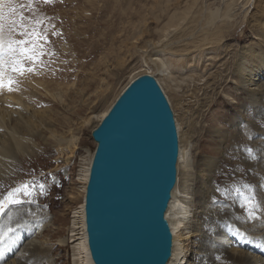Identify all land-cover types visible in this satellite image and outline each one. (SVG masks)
Masks as SVG:
<instances>
[{
  "label": "rangeland",
  "instance_id": "obj_1",
  "mask_svg": "<svg viewBox=\"0 0 264 264\" xmlns=\"http://www.w3.org/2000/svg\"><path fill=\"white\" fill-rule=\"evenodd\" d=\"M2 1L0 40L4 49L0 58L4 66L11 67L9 81H12L14 90L22 93L25 102L32 110L41 112L45 120L38 127V134L27 140L31 148L29 153L21 157L18 155L14 161L8 159L11 165L0 175V201L6 200L10 192L21 189L15 193V203H5L0 213V230L10 228L5 223L13 210L30 209L25 213H31L33 209L41 210L47 213V218L34 226L29 220L11 226V232H7L0 249L12 245L14 250L17 247L15 242L12 243L15 232L21 228L20 233L23 227L28 226L27 233H32L30 240H36L40 245L44 243L43 247L52 251L49 260L42 264H75L70 244L73 221L80 225L81 205L85 198L82 174L97 146L92 132L101 123L92 116L112 107L129 82L139 73L147 71L159 81L176 122L177 113L183 116L178 103L185 89H194L201 97L206 93L204 86L212 75L221 79L228 76L227 82H224L225 79L221 82L217 90L219 95H215L212 107L196 122L191 154L194 170L191 210L194 214L197 209L195 202L198 199L194 193L202 188L203 182L211 181L217 198L207 206V212H214L218 206H229L228 197L235 198L243 211L241 204L245 195L254 196L258 204L256 212H260L259 193L264 191V169L261 168L264 157L259 159L262 149H256L255 145L264 141V104L262 112L256 113L257 108L249 102L250 96L240 89L235 71L238 55L247 53L246 66L256 69L258 86L264 90V28L256 27L260 21L264 23V11L256 7L260 0H250L247 5H244L247 0H239L230 11L227 8L230 0ZM212 12L218 16L211 26L208 21ZM225 15L231 17H227L231 19L230 28L222 25ZM219 30L223 31L220 43L209 49H196L193 55L178 52L177 49H183L180 44L172 45L173 50L166 49L168 53L158 56L161 69L151 62L155 56L149 58L143 52L146 42L162 47L190 36L191 39L198 38L196 36L204 32ZM39 34L44 38L37 40ZM20 40L30 41L23 45L30 49L32 42L42 45L36 49L41 54L35 59H28L18 51L10 52L8 44L11 42L16 47L15 42ZM21 66L23 71L15 70ZM191 105L196 110L198 99L192 98ZM249 124L257 131L248 134V141L247 137H243V131ZM52 133L72 143L59 145ZM244 140L248 148L244 146ZM25 185L27 190H24ZM202 218L201 215L199 218L192 217L188 222L191 228L179 241L183 250L181 257L185 256L184 264H202L203 255L200 254H206L203 249L204 231L199 232V236L189 234L190 230L193 231L195 219ZM225 230L232 242L229 251L231 247L239 248L240 245V248L245 247V251L264 259L263 243L254 241L255 238L240 227L229 225L225 226ZM217 241L216 238L209 245V251L214 250L212 245H216ZM249 245L252 249L247 248ZM18 251L15 255L11 254L10 259L7 257L6 262L21 263L23 252ZM4 262L1 261V264Z\"/></svg>",
  "mask_w": 264,
  "mask_h": 264
},
{
  "label": "bare ground",
  "instance_id": "obj_2",
  "mask_svg": "<svg viewBox=\"0 0 264 264\" xmlns=\"http://www.w3.org/2000/svg\"><path fill=\"white\" fill-rule=\"evenodd\" d=\"M238 1L239 0H230V2L227 4L228 11H230L231 7L236 5ZM249 2L250 0H247L244 3V5L249 4ZM261 2L262 0L258 1L256 3V7H261V10L264 11V2L261 6H259ZM210 16L211 17L209 18L208 24L212 26L215 24L218 15H215V12H212ZM227 17L231 18L228 15ZM227 17L225 15L222 25L225 28H230L231 19H228ZM256 27L262 30L264 28V23H261L260 21V23H257ZM196 37L198 38L191 39L192 36H190L189 39L180 40L174 43L167 44L162 47L160 44L146 42L144 44L143 52L147 53L146 56L149 58L155 56V59L151 58V62H153V64L160 67L161 69V63H160L161 60L159 59L158 56H160V54L163 52L168 53L167 50L169 51L170 49L173 50L172 47L174 46V44L175 45L180 44L179 47L180 48L183 47V49H180V50L177 49L178 52L186 53V55L187 54L193 55L192 53L195 52L196 49L205 50V49H209L213 47L214 45L220 43L223 40V31L222 30H219L216 32L207 31ZM180 42L184 44L181 45ZM0 43L4 45V43L1 40H0ZM1 52L2 51H0V54ZM195 54L196 53H194V55ZM238 56L239 58L237 57L238 61H237V66H235V71H236V75L239 77L240 89L245 91L250 96L251 99L249 98L250 99L249 102H251L257 108L256 109L257 111L255 110L254 111L256 113H261L263 104H264V90H262L258 86V80H257L258 73H256V69L254 67L246 66L247 64L246 62L248 60L247 53L242 52V54ZM2 60L0 58V80L3 81V86L0 87V99H1L0 100L1 102L0 103L1 105L0 106V175L7 166L10 167L11 161L9 163L8 159L14 161V159H16L18 155L21 157L29 153L28 151H30L31 148H29L28 146L29 142L27 140H31L33 137H35L38 134V129H39L38 127L42 126L45 120L43 118L44 115L43 114L41 115V112L32 110L30 105H28L25 102L24 100L25 97H23L22 93L14 90L12 85L8 84V81L10 80V77H11V67L4 66ZM216 61L217 60H215L214 62ZM229 70L230 69L228 68V71ZM145 74L152 75L153 73L148 72V71L144 73H139L129 82V84L132 81H134L136 78L142 75H145ZM212 76L214 77V75ZM213 77L211 78V80L207 81V83L205 84L204 87H206L205 89L206 93H203V96L201 97L198 96L196 90L194 89L193 91L185 89L184 93L179 97L178 104L181 105V107L180 106L179 107H180V111L182 110L183 116L177 113L176 123L178 126L177 128L179 130L178 132L180 135L179 143L181 142V148H180V155H179V160L177 164L178 182H177L175 189L173 190L172 200L170 202L168 211L166 213V217L170 223L171 229L174 234V242H173L174 249H173L172 257L170 261L168 262V264L186 263L184 261L185 256H183L184 258L181 257L183 254V250L180 248L181 246L179 244V241L181 238H183V235L187 234L185 232L191 228L190 227L191 223H188V222L192 220V217L199 218L200 215L203 217L202 220L195 219L194 225L192 226L193 231L190 230L189 234H192L191 236H197V235L199 236V232L201 233L202 230L204 231L203 249L206 251V254L205 253L200 254V255H203V258L200 260L202 264H264V259L261 258V256L259 257L258 254L253 255V253L245 251L244 246H243L244 248H240V245H238L239 248L231 247V251H229L228 249H230L229 246H231L232 242L228 240L230 235L225 230V226H229V225H233V227L235 228L240 227L244 229L246 233H248L253 238H255L253 239L254 241L263 243L262 246H264V191H261V193H259L261 194L260 196V200H261L260 202L262 204L261 210L259 213L256 212L255 219H250L248 217L247 209L242 207L244 214L247 213V215H244L243 211L240 210L241 208H239L237 201L235 200V198H232V197L227 198L229 199L228 200L229 206H226V207L218 206L214 212L212 211L207 212L205 209H207V206L212 204L215 201V199L217 198V195L213 191L214 188L212 189L211 184L213 183H211V181L209 183L203 182L202 188L198 189L199 191L198 192L196 191L197 193H194L198 199L195 202V207L197 208L196 209L197 211L195 210V213L192 214L193 211L191 210V207H192L193 201H192L191 196L193 195V190H192L193 183L192 182H193V177H194L192 176V172L194 170H192L191 154L194 148L193 142L195 140L196 126L198 125L196 124V122L199 121V118L203 116L204 112H206L210 107H212V105L214 104L215 95H219L217 94L218 93L217 90L220 87L221 82H223V79H225L224 82L225 81L227 82L226 77L228 76H226L223 79L219 78L218 76H215L214 78ZM129 84L127 85V87L129 86ZM127 87H125L124 90ZM192 98L198 99L199 106L196 108V110L191 108V106H193L191 105ZM111 108L112 107H110L109 109ZM205 108L207 109L205 110ZM109 109L104 111L100 115L92 116V119H97V122L102 123L104 118L109 113L110 111ZM183 119L185 122H183ZM258 121L260 122V120ZM185 128H187V130H185ZM244 128H246V130L243 131V137H247L248 134L256 130L251 124H249L248 126ZM52 137L54 138V140H56L57 143H59V145H63L66 142L72 143L71 140H66V138L60 139L58 136H56V134H53V133H52ZM247 140H248V137H247ZM243 144L246 148L249 147L246 140L243 141ZM255 147L256 149L258 148L262 149V151L259 152V159L263 158L264 157V141H261L260 144L255 145ZM93 158H94V155H93ZM93 158L90 159V161L88 162V166L86 167V169H84L83 174H82L83 175L82 180L84 181V184H85V188H84L85 198H86L87 185H88L89 178H90V171H91ZM261 168L264 169L263 164L261 165ZM219 198H222V197L220 196ZM84 200H83V204L81 205V211H80V219H81L79 221L80 225H78L76 221H73V224H74V226L72 227L73 235L71 236L70 244L72 245L71 247L74 250L73 258H74L75 264H94L91 258L88 241H87V231H86V222H85V201ZM25 210L27 211L30 209L26 208ZM26 211H24V209L17 210V211L13 210L10 213L11 215L8 216L6 220L5 224L7 225V227L9 226L11 228V226H14L16 224L25 223L26 220L33 221L31 224H33L34 226L38 221L45 220L47 218V213L41 210L37 211L36 209H33L31 213H25ZM74 218H76V216H74ZM27 227L26 228L23 227L22 228L23 230L20 231V233H19V230L21 228L15 232L16 236L15 237L13 236L15 241H13L12 243L15 242V245H17V247L16 248L14 247L15 248L14 250L11 248L12 245L10 246L7 245L8 246L7 248L0 249V257H1L0 264H1V261L6 262L5 259H7V257L10 259V257L12 256L11 254L15 255L19 253L18 251L19 249L20 251L22 250L23 254L29 253V255L26 256L25 254L24 255L22 254L21 255L22 262L18 264H29V263L42 264L44 263L45 260L47 259L49 260V255L51 254L52 251H49L48 249L43 247L44 243L40 245V243H37L36 240H33V239L30 240L31 239L30 235L32 233L31 232L27 233L28 232L26 231ZM216 238L218 239L216 245L215 244L212 245V247L213 246L215 247L214 250L209 251V245H211V243ZM256 238H258L259 240H257ZM27 240H28V243H27ZM63 242L66 243V241H63ZM250 245L247 246L248 249H252L250 248L251 247ZM22 247L24 248L21 249ZM32 258L35 261H31ZM5 264H17V263L16 261H13L11 263L6 262Z\"/></svg>",
  "mask_w": 264,
  "mask_h": 264
},
{
  "label": "water",
  "instance_id": "obj_3",
  "mask_svg": "<svg viewBox=\"0 0 264 264\" xmlns=\"http://www.w3.org/2000/svg\"><path fill=\"white\" fill-rule=\"evenodd\" d=\"M97 143L85 198L94 264H168L166 217L178 182L180 143L171 104L145 74L123 91L93 130Z\"/></svg>",
  "mask_w": 264,
  "mask_h": 264
},
{
  "label": "snow or ice",
  "instance_id": "obj_4",
  "mask_svg": "<svg viewBox=\"0 0 264 264\" xmlns=\"http://www.w3.org/2000/svg\"><path fill=\"white\" fill-rule=\"evenodd\" d=\"M46 3H51V0H45ZM36 35V34H34ZM43 35L42 34H39L36 36V39L39 40V39H43ZM16 43V47H13V44L10 42L8 44V50L10 52H20V54L22 56H25L27 57L28 59H35L39 54L41 53H38L36 51L37 47H42V45H37L35 42H32L33 43V47L30 49L28 47H23V45H26V44H29L30 41H26V40H20V41H17L15 42ZM4 49V45L2 43H0V51H3ZM17 64H20V61H17ZM16 71H23V68L22 66L21 67H18L15 69ZM12 81H8V84L11 85ZM3 86V81L0 80V87ZM27 185L24 186V190H27ZM21 191V189H16L14 192H10L8 194V197L6 198V200H3V201H0V213L3 212V209H4V205L5 203H15V199H14V196H15V193L16 192H19ZM249 191H251L249 189ZM241 207H244L247 209V213H248V217L250 219H255L256 218V208L258 207V204L254 198V196L252 195H245L244 196V203L241 204ZM7 232H11V229H7V231H3V230H0V243H3L4 240H5V237L7 235Z\"/></svg>",
  "mask_w": 264,
  "mask_h": 264
}]
</instances>
